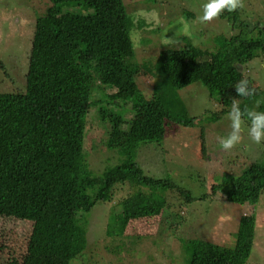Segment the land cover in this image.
Instances as JSON below:
<instances>
[{
	"label": "trees",
	"instance_id": "16d2710c",
	"mask_svg": "<svg viewBox=\"0 0 264 264\" xmlns=\"http://www.w3.org/2000/svg\"><path fill=\"white\" fill-rule=\"evenodd\" d=\"M45 1L49 6L35 20L23 91L0 93V219L30 224L25 247L29 261L66 264L85 240L78 216L99 202L109 204L119 186L149 191H136L110 210V237L121 236L129 219L163 212L167 191L193 201L170 180L144 176L137 163L139 150L164 141L167 123L191 128L194 120L178 90L200 83L220 99L240 78L238 67L264 53V29L252 36V30L238 26L233 12L225 10L219 17L229 21L234 33L219 37L211 53L188 41L161 50L154 65L157 102H144L138 98L139 67L131 62L134 48L123 0ZM261 97L255 110L264 111V90L239 104L241 110H254L253 103ZM91 107L110 125L105 143L118 156L115 165L99 175L89 168L83 150ZM124 111L138 115L135 125L124 118ZM242 119L248 122L246 116ZM212 190L230 203L254 204L264 194V162L250 164L237 177H223ZM252 238L247 222L240 224L230 247L199 239L180 243L186 264H244Z\"/></svg>",
	"mask_w": 264,
	"mask_h": 264
},
{
	"label": "rangeland",
	"instance_id": "374dc122",
	"mask_svg": "<svg viewBox=\"0 0 264 264\" xmlns=\"http://www.w3.org/2000/svg\"><path fill=\"white\" fill-rule=\"evenodd\" d=\"M123 2L130 18L134 48L131 62L139 67L136 83L141 95L138 98L144 102H157L153 93L158 80L154 65L161 50L182 47L188 41L211 53L217 49L219 37L228 38L234 33L229 21L219 16L208 22L198 19L205 0ZM241 2L242 7L228 12H233L238 26L243 24L254 36L258 28L264 29V0ZM48 6L45 0H0V93L23 91L36 16ZM185 22L190 25L187 31ZM238 68L241 76L234 85L246 78L255 90L253 96L238 97L233 85L217 99L200 83L190 84L178 90L177 95L187 115L193 118V126L177 128L167 123L164 141L139 150L137 163L144 176L170 180L193 201L188 202L178 193L167 191V206L163 212L129 219L121 236L110 237L106 235L110 210L118 209L120 202L131 198L129 196L136 191L148 190L138 187L135 191L119 186L109 204L99 202L89 213L78 216L85 240L72 252L66 264H186L188 256L181 239H199L230 247L240 224L247 222L252 225L253 238L244 264H264V194L254 204L237 205L212 190L223 177H237L250 164L264 162V141L260 144L251 141L247 134L248 122L243 119L241 139L233 149L225 152L218 144V138L231 131L229 113L233 102L250 101L264 90V53ZM109 92L104 91L105 94ZM96 97L101 99L98 93ZM261 100L263 97L253 103L254 110ZM224 110H228V114L212 121ZM123 114L134 125L139 120L135 113L124 111ZM110 132V125L100 120L97 107H91L86 119L83 150L89 168L96 175L113 167L118 157L105 143ZM29 233V223L0 219V264H48L45 259L29 261L25 258ZM53 264L63 263L54 261Z\"/></svg>",
	"mask_w": 264,
	"mask_h": 264
},
{
	"label": "clouds",
	"instance_id": "9594fccd",
	"mask_svg": "<svg viewBox=\"0 0 264 264\" xmlns=\"http://www.w3.org/2000/svg\"><path fill=\"white\" fill-rule=\"evenodd\" d=\"M241 0H205L201 7V14L198 19L201 22H208L220 16L222 12L235 11L242 7ZM185 30L190 29V25L185 22ZM238 97H250L255 94V90L249 85L246 78L240 79L234 86ZM246 116L248 120V136L251 141L260 144L264 141V111L248 110L243 112L239 103L233 102L229 113L231 131L225 137L218 138V144L221 150L228 152L241 139L242 118Z\"/></svg>",
	"mask_w": 264,
	"mask_h": 264
}]
</instances>
